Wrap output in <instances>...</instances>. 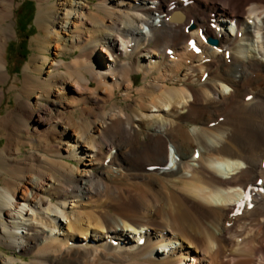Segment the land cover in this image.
Listing matches in <instances>:
<instances>
[{
  "label": "bare ground",
  "instance_id": "1",
  "mask_svg": "<svg viewBox=\"0 0 264 264\" xmlns=\"http://www.w3.org/2000/svg\"><path fill=\"white\" fill-rule=\"evenodd\" d=\"M93 3L75 9L63 0L37 16V46L47 50L48 36L58 50L80 52L50 62L47 78L35 74L48 57L30 59L38 99L23 104L40 138L27 157L12 144L4 151L5 162L32 176L0 188V240L22 253L39 250L30 264H264V190L249 200L239 188L264 180V59L249 22L264 46V0ZM14 7L0 0V77ZM74 10L75 36L62 41L56 28ZM178 10L185 13L168 19ZM156 70L162 74L139 89L137 109L115 104L90 121L117 90L132 99L135 72ZM80 103L92 109L78 119L71 109ZM170 160L177 169L165 167Z\"/></svg>",
  "mask_w": 264,
  "mask_h": 264
},
{
  "label": "rangeland",
  "instance_id": "2",
  "mask_svg": "<svg viewBox=\"0 0 264 264\" xmlns=\"http://www.w3.org/2000/svg\"><path fill=\"white\" fill-rule=\"evenodd\" d=\"M29 1H34L36 5V13L33 21L35 31L28 40L29 52L26 53V51H23L24 49H18V44L23 36L25 37V35L29 34L30 31L28 27H22L23 22H25V17H27V10L29 7L31 8L29 3L24 4V6L23 3ZM62 1L63 0H15V7L13 9V34L6 41L3 47V60L7 66V69L5 70L6 76L0 77V188L15 187V185L20 182L21 174H25L28 177L32 176V172H23L22 167L25 168V166H22L19 169L20 163L18 161H12L10 166L8 162H5L3 160L4 151L10 144H12V149L14 152H17L18 149L21 150L20 158H23L27 157L30 154L32 142L40 138V136L34 132V125H29L30 130L27 127V114L29 113V109L25 107V104H23L24 101H31L32 104H34L38 99L37 93H32V85L35 83H39V81L33 76L34 72L28 69L30 59L32 57H39V63L41 64L44 61V58L46 56L48 57V64H46V67H44L42 73L35 74V76L47 78L49 72L48 66L50 62L59 61L63 58L65 62H70L74 58V56L80 52V50H58L56 47V41H52L51 37L48 36L45 37L47 50H45V48H42L41 45L37 46L35 44L36 40H38L42 36V30L37 23L38 14L41 10H45L47 6L52 4H60L58 6L59 8ZM71 1L75 3V9L77 7L76 3H79L80 1L84 2V0ZM89 1H91V7L93 9L96 8V4H94L93 2H99V0ZM76 12L77 11L74 10L73 13L65 17V27L62 25L56 28L58 32H62L61 35L58 34L62 41L66 39L71 40V37L75 36L72 31L73 29H76V26L73 28L74 21L78 19ZM101 14L105 15V12L103 11L101 12ZM59 15L63 16L64 14L61 12ZM257 21L258 23H260V19H257ZM249 22L253 25V29L256 32H259V34L257 33V35L259 36L257 40L258 42L256 44L254 43V45L256 46V49L258 51H261L260 57L264 59V46L262 43L263 32L258 29L259 25H255V22L253 20H249ZM20 23L21 26L19 25ZM25 53L28 56L24 58L23 56ZM99 55V51L94 52L95 58L98 59ZM126 57L130 59L131 55L129 54V56ZM17 71H19V73H17ZM161 74L162 73L159 70H156L154 73L145 77L142 71L135 72L134 82L136 85L133 88V92L131 93L132 99L127 100V92L125 91V89L122 88L117 90L115 97L110 102H108L106 106H102L100 108L98 107V110L91 115V118L89 117L90 121H93L95 119H99L101 121V119L104 117V114L109 113L112 108L115 107V104L117 105V107L119 105L124 107L130 105V111H133L135 107L137 109L140 106V101L143 95L139 89L144 87L146 83L152 82ZM29 94H32V98H30ZM84 107L87 109H92V106L90 104L85 105L83 103H80L76 108L71 109L76 111L75 118L80 119L82 117V110L84 109ZM95 126L96 124L93 123L92 127ZM47 127L49 128L50 124L47 125ZM80 129L82 130L83 134L86 133V129H83L82 125L80 126ZM173 158L175 157L173 156ZM12 159L16 160L15 158ZM1 166H3L4 168H2ZM28 184H31V182L28 181ZM38 251L39 250H35L32 253H22L15 248L8 247L0 240V264H2L1 255L6 257H16L18 260L15 264H30L37 257ZM185 264L192 263L189 260L188 262H185Z\"/></svg>",
  "mask_w": 264,
  "mask_h": 264
},
{
  "label": "trees",
  "instance_id": "3",
  "mask_svg": "<svg viewBox=\"0 0 264 264\" xmlns=\"http://www.w3.org/2000/svg\"><path fill=\"white\" fill-rule=\"evenodd\" d=\"M26 3H29L31 8L30 7L28 8L27 17H25L26 23L23 22L22 26L28 27L30 31H29V34L25 35V37L23 36V38L21 39V41L18 44V49L19 50H23L24 49L23 51H26V53H28L29 52L28 40H29L30 36L32 34H34V31H35V26L33 24V21H34V17H35V13H36V10H35L36 5H35L34 1H29V2H24L23 6ZM23 6H22V8H23ZM19 25H21V24H19ZM26 53L23 56L24 58L28 56ZM20 67H21V65H20ZM17 73H19V71H17Z\"/></svg>",
  "mask_w": 264,
  "mask_h": 264
},
{
  "label": "water",
  "instance_id": "4",
  "mask_svg": "<svg viewBox=\"0 0 264 264\" xmlns=\"http://www.w3.org/2000/svg\"><path fill=\"white\" fill-rule=\"evenodd\" d=\"M212 42L215 43V44H218L219 43L218 41H215V40H212Z\"/></svg>",
  "mask_w": 264,
  "mask_h": 264
},
{
  "label": "flooded vegetation",
  "instance_id": "5",
  "mask_svg": "<svg viewBox=\"0 0 264 264\" xmlns=\"http://www.w3.org/2000/svg\"><path fill=\"white\" fill-rule=\"evenodd\" d=\"M25 23H26V21H25ZM22 27H24V26H22Z\"/></svg>",
  "mask_w": 264,
  "mask_h": 264
}]
</instances>
